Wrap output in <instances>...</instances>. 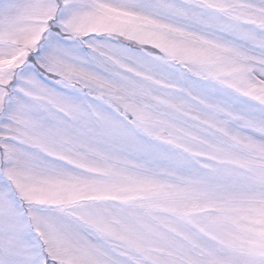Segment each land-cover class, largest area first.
I'll use <instances>...</instances> for the list:
<instances>
[{"label": "snow or ice", "instance_id": "snow-or-ice-1", "mask_svg": "<svg viewBox=\"0 0 264 264\" xmlns=\"http://www.w3.org/2000/svg\"><path fill=\"white\" fill-rule=\"evenodd\" d=\"M0 264H264V0H0Z\"/></svg>", "mask_w": 264, "mask_h": 264}]
</instances>
